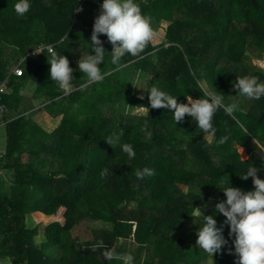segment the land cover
Listing matches in <instances>:
<instances>
[{
  "label": "trees",
  "instance_id": "16d2710c",
  "mask_svg": "<svg viewBox=\"0 0 264 264\" xmlns=\"http://www.w3.org/2000/svg\"><path fill=\"white\" fill-rule=\"evenodd\" d=\"M16 2L0 0V81L8 77L1 97L8 120L0 127V259L123 264L101 255L114 250L131 253L134 264H235L228 254V247L234 252V236L212 259L196 246L201 225L194 208H205L204 215H213L219 226L226 218L214 206L226 200L223 189L254 191L251 177L241 179L250 166L262 169L257 175L264 179V97L248 99L232 90L237 76L264 83V69L251 60L264 54V0H134L160 28L159 41L149 43L142 59L127 54V66L118 69L101 34L108 53L99 67L108 75L83 91L79 86L87 77L77 61L81 53L95 54L91 33L103 0H86L78 13L77 0H30L24 16L15 12ZM39 44L68 58L72 75L81 78L72 82L75 90L66 93L50 79L49 52L31 53ZM14 65L22 69L20 76L11 73ZM154 84L180 103L189 95L205 98L212 84L238 110L214 114L212 137L187 115L176 124L174 110L151 109L147 90ZM26 85H33L30 97L21 93ZM36 105L61 116L52 130L27 116ZM113 133L120 139L112 147L105 139ZM226 135L228 141L219 145ZM124 143L133 145L134 159L122 151ZM144 167L155 175L138 179L135 170ZM104 168L109 174L101 180ZM59 207L62 223L32 220L33 212L48 216ZM181 231L188 237L176 234ZM228 232L225 226V238ZM99 240L106 248L93 250Z\"/></svg>",
  "mask_w": 264,
  "mask_h": 264
},
{
  "label": "clouds",
  "instance_id": "9594fccd",
  "mask_svg": "<svg viewBox=\"0 0 264 264\" xmlns=\"http://www.w3.org/2000/svg\"><path fill=\"white\" fill-rule=\"evenodd\" d=\"M99 8V15L95 17L90 42V49L95 54H90L88 51L81 53L80 59L77 61L79 71L87 77L86 82L79 86L81 91L89 85L102 83L108 75L99 67L104 62L105 53H108L103 46L104 42L99 38L101 34H106L108 42L112 46L111 53H108L111 58L110 63L118 69L127 66L123 63V58L127 54L142 59L141 54L145 52L149 43L156 36L151 18L142 13L140 6L134 0H103ZM30 9V0H18L14 4V10L20 16H24ZM82 11V7H77L75 10V12ZM66 38L68 39L67 35ZM47 63L50 65V79L57 82L61 90L67 93L76 89L77 86L72 83L75 80L72 75L74 69L69 67L70 61L66 56L49 48ZM232 90L237 91V95L245 96L248 99L259 100L264 97V83L259 82V78L252 75L237 76L233 82ZM147 92L151 109L174 110L172 119L176 124L182 123L187 115L196 122V127L212 137L217 131L213 125L214 114L223 109L226 114L231 116L238 110L236 103L226 104L225 95L218 92L212 84L204 90L205 98L194 100L189 95L186 96L187 103L178 102L177 96L169 94L155 84ZM139 98L143 99L144 97ZM126 106L135 108L127 104ZM138 107L146 108L149 111L148 107ZM147 127L148 122L145 120L144 128ZM119 139V136L113 133L105 141L113 147ZM228 139L229 136H223L217 143L223 145ZM121 147L129 159L136 157L133 145L124 143ZM261 170L250 166L247 173L242 174L241 179L243 180L252 178L254 191H244L232 186L223 189L226 200L217 202L214 206L215 212L226 218L219 226H217V220L213 218V215H204L200 208H194L200 218L201 225L196 232V246L208 253L211 259L214 254L222 253L223 249L229 246L230 238L234 236L235 238L231 240L234 252L231 247H228V254L236 257L235 264H264V179H260L257 175ZM108 174L109 170L104 168L100 171L99 177L103 180ZM153 175H155V169L148 167L135 170V176L138 179ZM225 226L229 227L228 238H225L223 234ZM92 247L93 250L106 248L103 240H99ZM101 255L107 261L121 260L123 264H134V256L131 253L120 254L114 250H104Z\"/></svg>",
  "mask_w": 264,
  "mask_h": 264
},
{
  "label": "rangeland",
  "instance_id": "374dc122",
  "mask_svg": "<svg viewBox=\"0 0 264 264\" xmlns=\"http://www.w3.org/2000/svg\"><path fill=\"white\" fill-rule=\"evenodd\" d=\"M176 14V11L174 12V15ZM151 23H152V27L156 33L155 36V42H158V38L161 34L160 28L157 26L156 22L154 20L151 19ZM159 34V36H158ZM80 59V58H79ZM78 59V60H79ZM252 63L255 65H258L260 67H262L264 69V54H262V57L259 56L258 59L255 58H251ZM8 61H10V59H8ZM13 63V62H12ZM14 64V63H13ZM75 74H73L74 76ZM131 75V72L129 70L126 71L125 73V77L129 78ZM75 81H77L78 83L80 82L81 78L79 76H75ZM26 90H23V95H28L26 97H30L31 95V90H33V85H26ZM116 99L120 98V95H116L115 97ZM36 101L34 99H31V102ZM37 104V103H35ZM139 111H141V109H138ZM29 114H27V116L31 119H34L35 122L40 125V127H42L43 129H45L46 131L52 130L60 121L61 116H53V114H51V112H49L48 110H46V108L43 107V105H36L35 107H33L31 110L28 111ZM254 141V139H253ZM0 142H1V138H0ZM238 152L241 156V158H246L247 157V153L245 151L244 148L242 147H238ZM213 201L208 200L207 205L211 207ZM201 211L204 213L205 208L200 207ZM63 208L59 207L57 209V211L54 214L51 215H43L40 212H33L31 214L32 220L34 221V223H40L42 225H45L46 223L50 222V221H58V222H63ZM195 214H197V212H195ZM42 230V227L40 226V229ZM41 234V231H40ZM176 234L181 235L182 237H188L189 233L187 231H181V232H177ZM35 244L37 246L40 245V240H39V235L37 237H35ZM0 264H9V260L6 258L4 259H0Z\"/></svg>",
  "mask_w": 264,
  "mask_h": 264
},
{
  "label": "built area",
  "instance_id": "2783aa9c",
  "mask_svg": "<svg viewBox=\"0 0 264 264\" xmlns=\"http://www.w3.org/2000/svg\"><path fill=\"white\" fill-rule=\"evenodd\" d=\"M86 0H77V7H82L83 8V3ZM75 8V10H76ZM74 10V12H75ZM78 13V12H75ZM49 48H52V45H41L39 44L35 50H33L31 53H39L43 49H46L49 52ZM11 73H13L16 76H20L22 74V69L18 65H14ZM8 90V77L4 78L3 80L0 81V127L4 125L8 119H4L3 115L7 112V107L6 105L2 102L1 97L4 93H6Z\"/></svg>",
  "mask_w": 264,
  "mask_h": 264
},
{
  "label": "crops",
  "instance_id": "0c3cea01",
  "mask_svg": "<svg viewBox=\"0 0 264 264\" xmlns=\"http://www.w3.org/2000/svg\"><path fill=\"white\" fill-rule=\"evenodd\" d=\"M44 215V214H43Z\"/></svg>",
  "mask_w": 264,
  "mask_h": 264
}]
</instances>
